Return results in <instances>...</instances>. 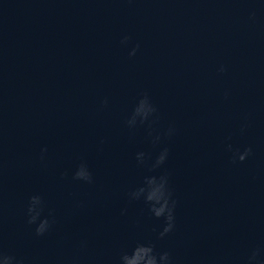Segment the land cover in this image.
<instances>
[{
  "label": "water",
  "instance_id": "obj_1",
  "mask_svg": "<svg viewBox=\"0 0 264 264\" xmlns=\"http://www.w3.org/2000/svg\"><path fill=\"white\" fill-rule=\"evenodd\" d=\"M144 92L156 130H176L165 140L176 230L157 249L174 264H243L264 247V4L0 0V251L20 264H117L154 239L161 222L126 200L143 174L135 153L155 151L147 126L125 124ZM229 137L252 148L244 163L224 150ZM81 161L94 183L72 179ZM35 194L54 213L43 237L27 224Z\"/></svg>",
  "mask_w": 264,
  "mask_h": 264
},
{
  "label": "clouds",
  "instance_id": "obj_2",
  "mask_svg": "<svg viewBox=\"0 0 264 264\" xmlns=\"http://www.w3.org/2000/svg\"><path fill=\"white\" fill-rule=\"evenodd\" d=\"M264 4V0H259ZM253 13L249 19H254ZM131 37L124 35L120 45L127 47ZM139 45L132 47L128 52L129 58L135 57ZM226 68L220 65L218 74L225 73ZM228 93H225L227 98ZM108 105V99L102 101V106ZM159 121L157 106L153 103L147 92L141 93L134 101L128 113L125 124L129 130H136L147 126L149 143L155 151H137L135 161L138 168L143 170L140 181L132 189L127 191L126 200L128 204L142 205L143 211L149 218L161 222L158 227L153 228L154 239L135 240L124 248L117 264H174L171 252L158 250L155 241L164 240L176 230L177 200L171 183L170 173L166 169L170 156V148L165 144L166 139L175 135V128L168 127L163 133L156 130L155 125ZM245 129H241V133ZM224 150L231 154V162L244 163L251 155L252 148H236L229 137L224 142ZM46 147L41 149L40 159L43 161L47 154ZM72 179L85 184L94 183V176L88 164L81 161L72 175ZM46 209L44 198L40 194L32 195L26 209L27 224L34 227L35 235L43 237L50 232L55 220L53 211L49 210L43 216ZM127 213V207L121 210V215ZM43 216V218H42ZM0 264H20L14 255L0 251ZM243 264H264V247H256L244 259Z\"/></svg>",
  "mask_w": 264,
  "mask_h": 264
}]
</instances>
